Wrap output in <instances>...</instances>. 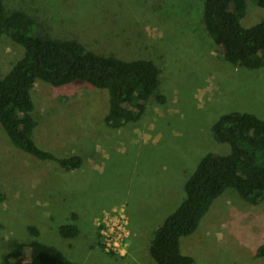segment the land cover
<instances>
[{
  "label": "rangeland",
  "instance_id": "rangeland-1",
  "mask_svg": "<svg viewBox=\"0 0 264 264\" xmlns=\"http://www.w3.org/2000/svg\"><path fill=\"white\" fill-rule=\"evenodd\" d=\"M3 2L32 16L52 38L75 40L95 54L124 61L162 57L167 103L152 104L136 126L112 129L104 123L105 91L36 82L34 142L58 157L80 156L83 163L68 172L37 167L12 148L0 126V264L14 243L35 240L76 264H153L147 238L176 208L185 180L206 153H229L213 139L211 123L229 112L264 120V68L251 71L223 61L221 49L202 31V0ZM260 17L264 8L248 2L241 24L251 26ZM21 49L0 41V78ZM72 215L80 234L66 240L57 229L72 223ZM119 215L128 236L116 253L100 250L96 230L106 217ZM263 241L264 201L250 205L228 190L180 248L198 264H264L253 258Z\"/></svg>",
  "mask_w": 264,
  "mask_h": 264
},
{
  "label": "trees",
  "instance_id": "trees-1",
  "mask_svg": "<svg viewBox=\"0 0 264 264\" xmlns=\"http://www.w3.org/2000/svg\"><path fill=\"white\" fill-rule=\"evenodd\" d=\"M248 2L264 8V0H202L200 24L221 49L225 63L255 71L264 68V18L243 26ZM4 38L22 49L20 58L0 78V126L12 148L35 160L37 167L54 166L68 172L80 169L83 161L77 155L55 156L34 142L37 122L32 115V87L36 82L53 88L87 84L105 91L109 109L104 123L112 129L136 126L152 104L162 107L167 103L162 86L166 70L159 63L162 57L124 61L95 54L75 40L52 38L32 16L8 10L0 0V41ZM210 131L217 143L229 147V153H206L185 180L176 208L147 238L153 264H198L182 254L181 240L195 236L216 199L226 191L236 192L250 205L264 201V120L247 112H229L212 122ZM3 199L0 193V203ZM76 218L72 215V223L58 227L60 237L79 236ZM99 230L96 245L103 250ZM30 231L39 237L35 228ZM253 258L264 259V241ZM3 263L76 264L38 240L27 245L14 243Z\"/></svg>",
  "mask_w": 264,
  "mask_h": 264
},
{
  "label": "built area",
  "instance_id": "built-area-1",
  "mask_svg": "<svg viewBox=\"0 0 264 264\" xmlns=\"http://www.w3.org/2000/svg\"><path fill=\"white\" fill-rule=\"evenodd\" d=\"M99 228L101 243L105 251L109 253H116L121 247V242L129 233V231H126L127 221H125L123 215H119V219L117 217H106V222L102 226H99Z\"/></svg>",
  "mask_w": 264,
  "mask_h": 264
}]
</instances>
